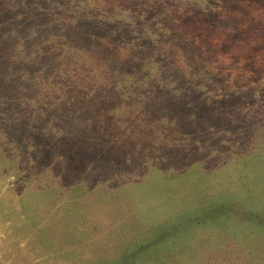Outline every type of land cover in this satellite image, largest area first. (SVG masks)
<instances>
[{"label":"rangeland","instance_id":"374dc122","mask_svg":"<svg viewBox=\"0 0 264 264\" xmlns=\"http://www.w3.org/2000/svg\"><path fill=\"white\" fill-rule=\"evenodd\" d=\"M0 264H264V0H0Z\"/></svg>","mask_w":264,"mask_h":264}]
</instances>
